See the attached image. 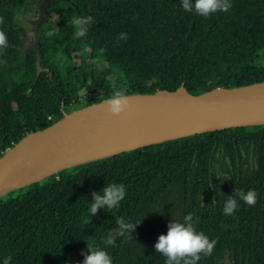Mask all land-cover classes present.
<instances>
[{"label":"trees","instance_id":"obj_1","mask_svg":"<svg viewBox=\"0 0 264 264\" xmlns=\"http://www.w3.org/2000/svg\"><path fill=\"white\" fill-rule=\"evenodd\" d=\"M32 1L0 0V157L116 96L264 80V0H50L36 49L18 26ZM248 160L264 164V126L62 171L0 198V264H264V217L246 216L244 193L231 215L202 200L213 163Z\"/></svg>","mask_w":264,"mask_h":264},{"label":"water","instance_id":"obj_2","mask_svg":"<svg viewBox=\"0 0 264 264\" xmlns=\"http://www.w3.org/2000/svg\"><path fill=\"white\" fill-rule=\"evenodd\" d=\"M49 3L42 2L35 20V49L38 32L51 17ZM39 63L38 57V67ZM254 126H264V80L200 95L181 86L175 91L116 96L66 113L4 152L0 198L80 165L196 135Z\"/></svg>","mask_w":264,"mask_h":264},{"label":"flooded vegetation","instance_id":"obj_3","mask_svg":"<svg viewBox=\"0 0 264 264\" xmlns=\"http://www.w3.org/2000/svg\"><path fill=\"white\" fill-rule=\"evenodd\" d=\"M247 158L246 154H243ZM211 166V164H209ZM213 167L208 171L209 174H216L218 181L211 180L209 186L203 185L201 191L207 196L212 192V197H202L203 202L206 204L205 199H210L206 205H214L216 211L207 214H223L227 215L236 214L238 211L232 209L235 203V196L244 193L246 199L245 208L247 210L246 216H263L264 217V178H260L262 173L259 162L251 160L235 162H218L213 163ZM243 180V184L241 181ZM235 184L238 189H236ZM227 186V188H225ZM240 186V187H239ZM223 207L224 210H218Z\"/></svg>","mask_w":264,"mask_h":264},{"label":"rangeland","instance_id":"obj_4","mask_svg":"<svg viewBox=\"0 0 264 264\" xmlns=\"http://www.w3.org/2000/svg\"><path fill=\"white\" fill-rule=\"evenodd\" d=\"M41 4H38L37 1H32L31 2L32 8H33V11L31 12L32 16L30 15V18L29 17L28 18L22 17L18 21V24H19L18 26L20 28V31L23 32V34L25 35V37H26L25 41L28 43L29 47L33 46V42H32L31 39L28 38L27 33L34 29L35 20H36V19L34 20V14H35V11H36L37 7L38 6L40 7ZM52 17H53V15L51 14L50 18H52ZM103 64H104V62H101V65H103ZM235 71H236V74L239 77H246L250 73V66L249 65H244V66H241V67H237V68H235ZM33 186H35V185H31L28 188L26 187L23 190H26V189L29 190L30 188H33Z\"/></svg>","mask_w":264,"mask_h":264}]
</instances>
